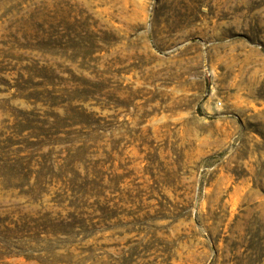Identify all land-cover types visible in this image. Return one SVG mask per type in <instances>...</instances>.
Returning <instances> with one entry per match:
<instances>
[{"label":"rangeland","instance_id":"374dc122","mask_svg":"<svg viewBox=\"0 0 264 264\" xmlns=\"http://www.w3.org/2000/svg\"><path fill=\"white\" fill-rule=\"evenodd\" d=\"M0 264H264V0H0Z\"/></svg>","mask_w":264,"mask_h":264},{"label":"trees","instance_id":"16d2710c","mask_svg":"<svg viewBox=\"0 0 264 264\" xmlns=\"http://www.w3.org/2000/svg\"><path fill=\"white\" fill-rule=\"evenodd\" d=\"M69 218L70 221H60L57 225L51 227L58 229L56 233L63 236H69L73 231L74 225H76V221H79L74 215H71Z\"/></svg>","mask_w":264,"mask_h":264}]
</instances>
